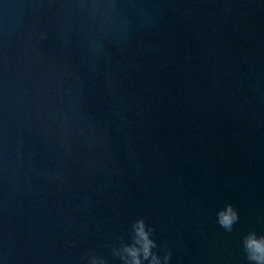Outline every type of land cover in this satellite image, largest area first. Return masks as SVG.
<instances>
[{
    "label": "water",
    "instance_id": "95a60500",
    "mask_svg": "<svg viewBox=\"0 0 264 264\" xmlns=\"http://www.w3.org/2000/svg\"><path fill=\"white\" fill-rule=\"evenodd\" d=\"M139 218L169 264H250L264 0H0V264H120Z\"/></svg>",
    "mask_w": 264,
    "mask_h": 264
},
{
    "label": "clouds",
    "instance_id": "9594fccd",
    "mask_svg": "<svg viewBox=\"0 0 264 264\" xmlns=\"http://www.w3.org/2000/svg\"><path fill=\"white\" fill-rule=\"evenodd\" d=\"M218 223L226 231L231 232L239 220L238 211L232 204L226 205L217 213ZM155 229L146 223L144 218L137 219L131 226V238L120 237L118 246H113L112 254L120 264H169L171 252L166 251L161 257L157 242L152 238ZM243 249L250 264H264V235L255 231L247 234L243 240ZM80 264H108L105 257L88 253L81 258Z\"/></svg>",
    "mask_w": 264,
    "mask_h": 264
}]
</instances>
